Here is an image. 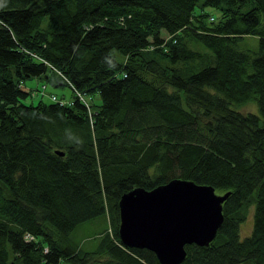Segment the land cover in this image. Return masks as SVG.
<instances>
[{
    "label": "trees",
    "instance_id": "16d2710c",
    "mask_svg": "<svg viewBox=\"0 0 264 264\" xmlns=\"http://www.w3.org/2000/svg\"><path fill=\"white\" fill-rule=\"evenodd\" d=\"M40 74L73 98L26 101ZM173 177L229 191L178 264H264V0H0V264H160L121 243L118 199Z\"/></svg>",
    "mask_w": 264,
    "mask_h": 264
},
{
    "label": "water",
    "instance_id": "95a60500",
    "mask_svg": "<svg viewBox=\"0 0 264 264\" xmlns=\"http://www.w3.org/2000/svg\"><path fill=\"white\" fill-rule=\"evenodd\" d=\"M228 194L183 177L150 189L133 187L118 199L119 239L152 250L160 264H178L186 256L185 244L207 245L215 237Z\"/></svg>",
    "mask_w": 264,
    "mask_h": 264
},
{
    "label": "rangeland",
    "instance_id": "374dc122",
    "mask_svg": "<svg viewBox=\"0 0 264 264\" xmlns=\"http://www.w3.org/2000/svg\"><path fill=\"white\" fill-rule=\"evenodd\" d=\"M202 10L199 8V6L195 7V12H206V21L209 23L211 20H209L208 17L212 16L213 21L216 22L221 18L222 15V9L220 6L215 5H203L201 6ZM162 34L165 36L167 33L162 31ZM259 45V37L256 35H244L241 37L236 44V47L240 50H256ZM42 84L45 85V88L42 89L41 94V86ZM43 85V86H44ZM23 89L29 90L31 89L33 95L28 96L26 101H32L36 102L37 99L43 98L46 101H52L50 94H55L57 98L64 97V99H72L73 95L75 94V91L73 92L69 85L65 84H57L53 85L51 82L44 79V76L42 74L40 75H34L25 78L24 83L22 84ZM208 90H212L211 87H206ZM37 89V90H36ZM86 98H88V95L85 94ZM63 100V98H61ZM239 111H251L253 113L258 114L257 104L254 101L247 102L244 105L241 106H234ZM252 209L253 206H250L248 208V212L246 215V218L243 222L239 225V237L242 239L243 237L247 236L251 232L252 228ZM103 227V220L101 217H98L93 222H85L78 226L76 230L73 231L74 239L81 243L83 246L86 245H92L95 241L91 239L93 233L99 231ZM30 240V239H28ZM237 264H253L252 261L247 262H239Z\"/></svg>",
    "mask_w": 264,
    "mask_h": 264
},
{
    "label": "built area",
    "instance_id": "2783aa9c",
    "mask_svg": "<svg viewBox=\"0 0 264 264\" xmlns=\"http://www.w3.org/2000/svg\"><path fill=\"white\" fill-rule=\"evenodd\" d=\"M78 93V97L80 98V99H82V93H80L79 91L77 92ZM51 99H55V97L52 95L51 96ZM61 102V101H60ZM33 236L31 235V234H26L25 235V238L28 240V239H30V238H32Z\"/></svg>",
    "mask_w": 264,
    "mask_h": 264
}]
</instances>
